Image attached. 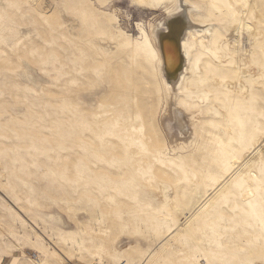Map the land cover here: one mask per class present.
<instances>
[{
  "label": "rangeland",
  "instance_id": "374dc122",
  "mask_svg": "<svg viewBox=\"0 0 264 264\" xmlns=\"http://www.w3.org/2000/svg\"><path fill=\"white\" fill-rule=\"evenodd\" d=\"M181 1L199 69L167 89ZM241 2L0 0V264H264V0Z\"/></svg>",
  "mask_w": 264,
  "mask_h": 264
},
{
  "label": "bare ground",
  "instance_id": "6f19581e",
  "mask_svg": "<svg viewBox=\"0 0 264 264\" xmlns=\"http://www.w3.org/2000/svg\"><path fill=\"white\" fill-rule=\"evenodd\" d=\"M228 3L240 20L247 16L248 11L241 0H228ZM180 5V10L178 9L176 12L169 15L172 18L163 26V30L158 31V33L157 30L154 31L156 48L153 55L157 56L160 76L167 89L175 85H180L185 81L188 74H190V76H197V71L199 69L197 60L191 63L189 58L190 50L187 47V39L192 28L196 25H194L195 22L186 9V1H181ZM238 26L241 32H253L252 26L246 24L244 21H240V25ZM240 31L235 32L238 33ZM237 36L238 35L234 37L233 35L234 38H231L234 44L237 42ZM200 39L201 45H205L206 38L201 37ZM220 49V40H215L211 50L216 54L217 50ZM241 75L244 76L245 73L241 72ZM262 136L263 135L256 136L250 148L257 156H263L264 153V148L259 144L262 140Z\"/></svg>",
  "mask_w": 264,
  "mask_h": 264
}]
</instances>
